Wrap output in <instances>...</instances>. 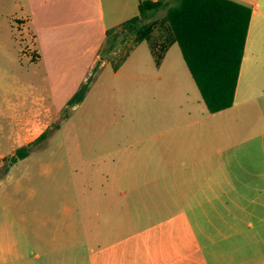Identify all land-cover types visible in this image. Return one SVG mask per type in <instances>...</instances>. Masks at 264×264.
I'll return each mask as SVG.
<instances>
[{
  "label": "rangeland",
  "instance_id": "1",
  "mask_svg": "<svg viewBox=\"0 0 264 264\" xmlns=\"http://www.w3.org/2000/svg\"><path fill=\"white\" fill-rule=\"evenodd\" d=\"M171 4L146 13L143 23L163 18ZM29 19L25 0H0V264H20L14 244L25 245L23 238L35 234H44L50 245L29 247L31 263L52 264L57 257L65 263H87L92 249L120 241L135 248L144 243L139 238L144 230L178 210L143 205L183 199L207 177L213 178L209 184H216L218 176L202 175L201 170H215L222 163L219 151L263 150L264 143L252 141L264 137V78L256 79L247 70L233 108L210 114L204 107L207 117L202 121L167 132L196 119V101L204 102L191 77L192 101H183L182 92L175 91L184 81L168 74L189 72L178 46L157 67L148 42L133 46L129 34L110 53L100 52V63L119 62L133 46L120 70L115 74L111 63L101 72L99 67L84 101L60 130L53 129L89 76L93 38L83 47V27L65 29L77 44L74 57H80L70 63L61 59L67 54L59 53L64 50L59 45L56 55L40 52ZM160 35L156 31L154 40ZM49 127L50 137L5 173L4 158ZM232 162L227 167L238 166ZM183 163L196 174H179ZM246 165L240 159L239 166ZM63 233L64 250L52 252V243L61 241L52 237Z\"/></svg>",
  "mask_w": 264,
  "mask_h": 264
},
{
  "label": "crops",
  "instance_id": "2",
  "mask_svg": "<svg viewBox=\"0 0 264 264\" xmlns=\"http://www.w3.org/2000/svg\"><path fill=\"white\" fill-rule=\"evenodd\" d=\"M151 1L163 2L166 6L170 0ZM232 1L247 6L251 10V17L235 101L231 108L237 104L244 72L249 70L254 78H264V0ZM25 5L30 17L28 29L31 30L41 53L56 55L55 48L59 45L64 48L59 53L67 54L64 56L66 58L61 59L74 63L80 60V57H74L78 56L74 55L78 52V48H75L77 44L72 43V37L65 29L69 26H82L85 33L79 41L83 47L87 40L93 38L92 45L88 48L91 55L87 66L89 76L97 63L102 61L100 52L104 48L107 31L119 28L124 22L139 15V0H25ZM73 37L77 38V35ZM46 45L52 46L53 50L48 52ZM175 46L178 44L169 47L164 59ZM66 47L69 49L65 50ZM180 60L184 61L182 52ZM110 63H100V72ZM119 70L120 68L115 74ZM168 75L184 81L182 89L175 91L182 92L183 101H192L189 92L194 91V85L190 77L193 81L194 79L190 71L181 70L179 74L172 72ZM163 78L159 77V80ZM196 103L200 107L195 112L196 119L184 120L166 131L191 126L206 118V106H203L199 99ZM187 110H191V107ZM221 112L223 111L218 113ZM188 113L191 117L192 113ZM259 139L256 137L252 142L264 143V137ZM261 149L263 150L243 152L236 148L225 155L219 151L218 157L223 159L222 163L218 162L215 170H201L202 175L218 176L216 184H209L213 178L207 177L206 182L199 188H189V194L183 199L161 200L156 204L143 205L178 208L143 231V236H139L144 239L143 244L130 248L122 246L124 243L120 241L92 249L87 263L74 264H264V147ZM240 159L249 165L239 166ZM229 160H233L232 164L236 163L238 166L227 167ZM179 171L182 175L196 174L193 169L186 167L185 163ZM176 173L178 172L174 171L171 174ZM185 190L187 191V186ZM64 238V233L60 234V237H52L55 240L61 239L58 243H52V252H58L59 248L64 250ZM23 239L26 240L25 245L14 244L16 260L20 264H48L31 263L28 250L32 245L48 248L49 238L44 234H35ZM28 239L31 240L27 242ZM52 264L70 263H65L64 258L57 257Z\"/></svg>",
  "mask_w": 264,
  "mask_h": 264
},
{
  "label": "trees",
  "instance_id": "3",
  "mask_svg": "<svg viewBox=\"0 0 264 264\" xmlns=\"http://www.w3.org/2000/svg\"><path fill=\"white\" fill-rule=\"evenodd\" d=\"M173 2L161 19L143 23L146 13L157 11L163 2L139 0V15L124 22L119 28L108 30L101 52L110 53L122 45L127 35L134 36L133 46L147 41L155 63L159 67L165 53L173 44H178L183 59L190 71L207 110L214 114L233 106L244 57L251 10L232 0H170ZM160 31V41L154 40ZM129 47L119 62L111 61L117 71L126 61ZM100 63L67 101L60 120L53 124L57 131L62 121L70 118V112L82 103L95 81ZM47 128L33 142L18 148L11 156L5 157V173L19 161L28 158L34 148L45 142L51 135Z\"/></svg>",
  "mask_w": 264,
  "mask_h": 264
}]
</instances>
